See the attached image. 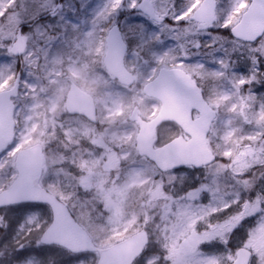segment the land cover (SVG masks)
Here are the masks:
<instances>
[{"label": "snow or ice", "instance_id": "1", "mask_svg": "<svg viewBox=\"0 0 264 264\" xmlns=\"http://www.w3.org/2000/svg\"><path fill=\"white\" fill-rule=\"evenodd\" d=\"M0 264H264V0H0Z\"/></svg>", "mask_w": 264, "mask_h": 264}, {"label": "rangeland", "instance_id": "2", "mask_svg": "<svg viewBox=\"0 0 264 264\" xmlns=\"http://www.w3.org/2000/svg\"><path fill=\"white\" fill-rule=\"evenodd\" d=\"M93 2H95V0H93Z\"/></svg>", "mask_w": 264, "mask_h": 264}]
</instances>
